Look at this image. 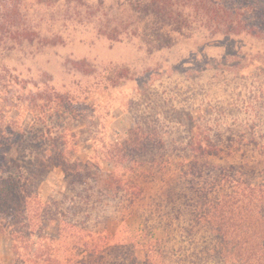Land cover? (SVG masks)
Returning <instances> with one entry per match:
<instances>
[{
    "label": "rangeland",
    "instance_id": "1",
    "mask_svg": "<svg viewBox=\"0 0 264 264\" xmlns=\"http://www.w3.org/2000/svg\"><path fill=\"white\" fill-rule=\"evenodd\" d=\"M179 1L189 14L186 35L157 50L138 37L101 32L128 19L123 0L37 5L33 39L0 51V176L21 174L38 202L85 191L78 182L66 189L68 169L91 181L97 167L110 170L111 163L162 162L155 133L177 142L215 130L264 134V0ZM136 122L151 133L155 161L146 153L113 157ZM130 223L141 226L137 218ZM13 227L14 237L10 224L0 232V264L64 257L57 236L28 247L44 230L32 229L29 216ZM56 229L44 233L51 238ZM47 246L52 254H39Z\"/></svg>",
    "mask_w": 264,
    "mask_h": 264
},
{
    "label": "trees",
    "instance_id": "2",
    "mask_svg": "<svg viewBox=\"0 0 264 264\" xmlns=\"http://www.w3.org/2000/svg\"><path fill=\"white\" fill-rule=\"evenodd\" d=\"M57 1L0 0V51L32 40L36 6ZM179 2L123 0L128 19L101 32L111 39L138 37L150 50L170 47L189 26ZM134 125L113 157L152 158L150 131ZM152 136L158 137L162 162L111 163L110 170L97 167L91 181L81 170H66V189L75 190L78 182L87 193L65 191L36 202L21 174L1 175L0 232L10 224L14 237V224L29 216L32 229L44 230L28 247H39L40 238L64 239V257L54 264H264V134L215 130L180 142ZM134 218L141 223L137 230L130 223ZM52 224L57 231L50 238L44 231ZM12 248L17 252L18 246ZM41 253L51 255V248Z\"/></svg>",
    "mask_w": 264,
    "mask_h": 264
}]
</instances>
